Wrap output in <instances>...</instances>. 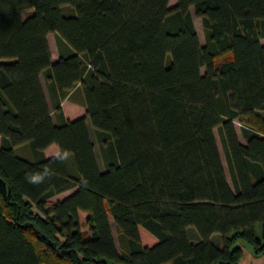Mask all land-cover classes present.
<instances>
[{"label":"trees","instance_id":"obj_1","mask_svg":"<svg viewBox=\"0 0 264 264\" xmlns=\"http://www.w3.org/2000/svg\"><path fill=\"white\" fill-rule=\"evenodd\" d=\"M169 2L0 0V264L264 254V0Z\"/></svg>","mask_w":264,"mask_h":264},{"label":"rangeland","instance_id":"obj_2","mask_svg":"<svg viewBox=\"0 0 264 264\" xmlns=\"http://www.w3.org/2000/svg\"><path fill=\"white\" fill-rule=\"evenodd\" d=\"M176 3H177V0H170L169 5L172 6V5L176 4ZM191 11H192V14H193L195 26L197 28V31H198V34H199V37H200V41H201V43H204L205 42V36H204V29H203L201 18L196 15L195 10H194L193 7H191ZM29 14H30V12L29 13L28 12L25 13L24 17L28 16ZM261 41L264 43V37L261 39ZM50 42H51V46L53 48V54H54L53 58L57 59L58 46H57V41H56V36L55 35H50ZM201 70H202V72H204L205 68L202 67ZM42 80H43V82H45L44 76H42ZM45 88H46V85H45ZM68 109H69V107H67V109H66L67 113H68ZM260 111L264 115V110H260ZM87 123H88V127H89V130H90V133H91L92 140L95 143L96 157L98 159L99 166H100L101 169H104V163H103V160H102V157H101V153H100L99 142L97 140L96 133H95V130H94V127L92 125V122H91L90 118H88ZM235 125H236V129H237V132L239 134L240 139H244L243 135H242V131H241L242 124H241V122L238 119L235 120ZM215 135H216V139H217V142H218V146H219L220 154H221V157H222L223 165H224L225 171H226V173L228 175V178L230 180L231 179L230 170H229V167H228L225 151H224V148H223V145H222V142H221V138H220V135H219V132H218L217 128L215 129ZM22 148H25V146H23V147L21 146V147H17L16 148V153L18 155H22L23 156V154L21 153V151L23 150ZM75 189L76 188H73V189L68 190L66 192L60 193V194L50 198L48 202L50 204H52V203L62 199L63 197L67 196L68 194L72 193ZM49 207H50V205L47 208H49ZM80 219L84 223V221L86 220V213L85 212H80ZM110 219H111V224H112V230H113L116 242L118 244L117 230H116V226H115V223H114V220H113L112 216H110ZM83 227L85 228V230H87V232H89V226H86L84 224ZM190 228L197 230L195 226H191ZM191 236H192V234H191ZM245 245H246L247 249H249L251 247L249 244H245Z\"/></svg>","mask_w":264,"mask_h":264},{"label":"crops","instance_id":"obj_3","mask_svg":"<svg viewBox=\"0 0 264 264\" xmlns=\"http://www.w3.org/2000/svg\"><path fill=\"white\" fill-rule=\"evenodd\" d=\"M50 35H55V33L54 32H50L48 34V40H49V44H50L51 52H52V60L55 61L56 59L53 58L54 54H53V48H52L51 42H50ZM58 56H59V51H58ZM58 56H57V58H58ZM42 76H41V79H42ZM42 83H43L45 92L48 95L47 86L45 88L46 82H43V80H42ZM240 140L242 142H245L244 139H240ZM1 142H2V136L0 135V144H1ZM21 146L23 147L24 145H21ZM21 146H18V147H21ZM22 149L23 150L21 151V153L23 154V156L29 157L30 156V151L28 150V148H26V146H25V148H22ZM45 153H46L47 156H55V155H58L60 153V148H59V146L57 144H51L49 147L46 148ZM227 177H228V175H227ZM228 180H229V178H228ZM230 180H229V182L232 183V180L231 181ZM190 227L191 226L188 227V234H189L191 240H193V241L199 240V235L196 232V230L195 229H191ZM191 234H192V236H191ZM212 239L217 244H221L222 243V238H221V235L219 233H214L212 235ZM241 246L243 248V256H242V258H241V260L239 261L238 264H264V254L256 255L252 251L251 247L249 249H247L245 244H242Z\"/></svg>","mask_w":264,"mask_h":264},{"label":"clouds","instance_id":"obj_4","mask_svg":"<svg viewBox=\"0 0 264 264\" xmlns=\"http://www.w3.org/2000/svg\"><path fill=\"white\" fill-rule=\"evenodd\" d=\"M33 179H35V178H33Z\"/></svg>","mask_w":264,"mask_h":264}]
</instances>
